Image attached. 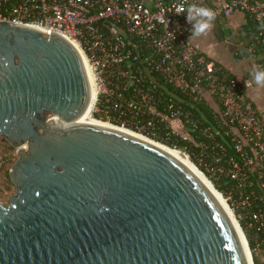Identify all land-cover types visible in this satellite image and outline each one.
<instances>
[{"label":"water","instance_id":"1","mask_svg":"<svg viewBox=\"0 0 264 264\" xmlns=\"http://www.w3.org/2000/svg\"><path fill=\"white\" fill-rule=\"evenodd\" d=\"M94 101L73 43L0 21V135L18 155L0 264H254L235 215L179 158L82 121Z\"/></svg>","mask_w":264,"mask_h":264},{"label":"built area","instance_id":"2","mask_svg":"<svg viewBox=\"0 0 264 264\" xmlns=\"http://www.w3.org/2000/svg\"><path fill=\"white\" fill-rule=\"evenodd\" d=\"M189 4L213 9L215 21L238 11L258 19L264 15V3L255 0H0V21L58 33L78 48L96 92L93 119L121 121L118 126L153 140L145 134L165 129L189 141L187 124L198 128L192 120L194 107H211L243 162L226 156L211 126L200 128L206 139L198 143L205 150L219 149L211 162L201 153L195 163L189 146L180 150L215 188L223 175L236 182V192L231 189L226 196L216 189L240 223L244 209L252 207L257 197L252 173L261 180L264 192V115L250 96L251 78L231 75L191 38L187 14H178L181 6ZM163 87H170V94ZM162 101L166 103L159 106ZM157 119L161 125H156ZM14 155L18 156L17 149ZM10 166L9 158H0V169L9 172ZM236 208H241L238 215ZM252 216L264 231V212L259 209ZM256 252L264 255V241L257 244Z\"/></svg>","mask_w":264,"mask_h":264},{"label":"trees","instance_id":"3","mask_svg":"<svg viewBox=\"0 0 264 264\" xmlns=\"http://www.w3.org/2000/svg\"><path fill=\"white\" fill-rule=\"evenodd\" d=\"M264 3V0H255ZM246 21L242 25L244 32V39L250 41V46L253 49V55L256 59V63L259 64L257 67L264 69V15L258 19L255 14L245 12ZM221 31L217 32V36L220 40H225L228 35L231 33V29L223 30V23H219ZM256 67V68H257ZM231 75H234L231 73ZM163 90L170 94L172 89L170 87H163ZM180 93L177 92V96ZM166 101H162L160 105L165 104ZM98 117V115H96ZM194 122H198V128L194 129L193 124H187L188 126V135L190 136L189 141H184L181 135L177 132H167L165 129H161L157 133L147 132L145 135L154 138L155 140L162 142L174 149H184L186 146H189L188 152L191 155L192 160L195 163H198V156L201 153H204L208 162L212 161L214 153L218 152L217 147L210 148L205 150L204 147L200 146L198 143L202 140H205V136L200 130L201 127L211 126L212 132L216 139H218L225 147L226 156L228 158L234 157L237 162L242 163V156L236 149L233 147V143L229 136L224 133L225 127L220 124L218 117L213 114V109L203 104L196 105L193 109ZM181 122H185L184 118H181ZM116 125H121V121H113ZM156 125H161L159 119L156 120ZM129 128H132L133 125H126ZM134 128V127H133ZM196 128V127H195ZM253 185L252 188L255 190L257 197L253 199V205L250 208L244 209V217L239 219L241 227L248 239L250 249L253 254L254 264H264V261L261 259L260 255L256 252L257 244L264 241V231L259 229L258 222L253 219V214L256 213L259 209L264 212V192L262 190L261 180L258 178L256 173H252ZM236 182L231 180L229 176L223 175L219 180L215 182L216 188L223 193L224 196L227 195L229 190L235 189ZM241 212V208H236L235 213L238 215Z\"/></svg>","mask_w":264,"mask_h":264},{"label":"rangeland","instance_id":"4","mask_svg":"<svg viewBox=\"0 0 264 264\" xmlns=\"http://www.w3.org/2000/svg\"><path fill=\"white\" fill-rule=\"evenodd\" d=\"M240 12V13H239ZM246 21L245 12L238 11L230 19L233 23L224 24L223 30L231 29V33L225 40H220L217 32L221 31L220 25L217 21L214 22V28L207 35L198 37L196 41L200 43L203 50L208 51L215 56L216 59L221 61L225 67L235 76H249L253 83L249 93L254 100L256 106L264 115V86H257L253 80L252 73L259 65L256 63L255 57H243L240 54L238 47L244 32L242 28L243 22ZM256 89V97L252 93ZM16 149L0 135V158L7 157L11 161V166L17 160L18 156L14 155ZM10 166V167H11ZM16 193L15 186L11 183L7 168L0 169V202L8 204L11 195ZM261 259L264 261V255L259 253Z\"/></svg>","mask_w":264,"mask_h":264},{"label":"clouds","instance_id":"5","mask_svg":"<svg viewBox=\"0 0 264 264\" xmlns=\"http://www.w3.org/2000/svg\"><path fill=\"white\" fill-rule=\"evenodd\" d=\"M179 13H186L187 20L192 25L191 38L207 35L214 28L216 12L204 5L189 4L181 6ZM257 86H264V69L257 67L251 74ZM248 87V83L246 82Z\"/></svg>","mask_w":264,"mask_h":264},{"label":"bare ground","instance_id":"6","mask_svg":"<svg viewBox=\"0 0 264 264\" xmlns=\"http://www.w3.org/2000/svg\"><path fill=\"white\" fill-rule=\"evenodd\" d=\"M95 96H96V92H95V89L93 88V97H94V99H95ZM82 121L83 122H87V123L103 124V125H107V126L111 125L109 123H106V122H102V121L93 119L88 114L86 116H84V118L82 119ZM120 128H122L124 130L126 129L124 127H120ZM126 131H128V130H126ZM152 142L155 143V144H157V145H159L160 147L164 148L168 152L172 153L177 158H179L183 163H185L189 168H191L210 187V189L215 193V195L217 196V198L221 201V203L223 204V206L231 214V217L233 218V220H235L234 219L233 212L227 206V203H226L224 197L221 195V193L219 191H217V189L214 188V186L212 185V183L202 174V172L196 167V165L189 159V157L183 151H181L180 149L171 148L168 145H165V144L160 143V142H157V141H153L152 140ZM235 222H237V221H235ZM241 236H242L243 241H244V243L246 245V240H245L244 235L242 233H241ZM247 253H248V256L250 258V251L248 250V248H247Z\"/></svg>","mask_w":264,"mask_h":264},{"label":"crops","instance_id":"7","mask_svg":"<svg viewBox=\"0 0 264 264\" xmlns=\"http://www.w3.org/2000/svg\"><path fill=\"white\" fill-rule=\"evenodd\" d=\"M240 13V12H239ZM233 17V16H232ZM232 17H230L229 19H227V22L225 23L224 22V18H222L220 21H217L218 23H223V24H227V23H230L232 26H234L233 25V23H231L230 22V19L232 18ZM215 22V21H214ZM245 22H243V24H244ZM242 24V25H243ZM241 25V26H242ZM235 27V26H234ZM195 38V40L198 38V37H194ZM228 38V37H227ZM200 44V43H199ZM240 45H243V46H240V47H238V49H239V51H240V54H241V56H245V57H253L254 55H253V49L251 48V46H250V41L248 40V39H244V37H242V40L240 41ZM250 60H251V58H250ZM254 94V95H253ZM252 95H253V97L255 98L256 97V89H255V91L252 93ZM262 108H264V107H262Z\"/></svg>","mask_w":264,"mask_h":264}]
</instances>
